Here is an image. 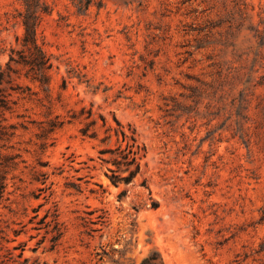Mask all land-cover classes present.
<instances>
[{"label": "rangeland", "instance_id": "1", "mask_svg": "<svg viewBox=\"0 0 264 264\" xmlns=\"http://www.w3.org/2000/svg\"><path fill=\"white\" fill-rule=\"evenodd\" d=\"M41 3L53 67L48 86L17 80L33 94L7 114L29 129L0 148V172L1 155L21 156L0 207V264H141L154 251L164 264H264V0ZM25 10L0 0V67L21 49ZM83 107L98 140L78 122L40 139ZM100 115L147 148L128 186L105 175Z\"/></svg>", "mask_w": 264, "mask_h": 264}, {"label": "trees", "instance_id": "2", "mask_svg": "<svg viewBox=\"0 0 264 264\" xmlns=\"http://www.w3.org/2000/svg\"><path fill=\"white\" fill-rule=\"evenodd\" d=\"M25 12L19 15L22 19L24 33L21 38L17 39L21 49H12L9 61L6 67H0V148L14 149V146L8 147V144L16 137L19 130L27 131V122L10 123L7 114H15L16 108L20 101L28 99L32 96L31 88L22 86L17 82L22 76L32 82H38L42 86H48L50 83V71L53 67L51 56L45 51L38 41V28L42 22V15L49 13V8L41 3V0H23ZM17 118L23 119V115H17ZM102 120L101 129L105 136L100 139L107 148L99 149L98 153L101 161L108 166V172L105 173L112 185L119 187L121 185L128 186L133 183L136 177L141 173L142 160L147 154V148L139 140L136 129L128 124L124 125L116 117L114 121L116 126L108 125L106 119L100 115ZM79 123L82 127L79 129L80 136L85 139L98 140L99 128L98 120L94 118L93 109L83 107L79 112L70 111L66 121H52L49 128L42 130L40 139L46 140L48 134L53 133L56 129L62 128L65 124ZM45 145V144H44ZM109 155V158H104ZM4 164H1L0 172V207L7 200V174L10 165L17 166L15 159L20 158L16 155H1ZM79 178L78 181H81ZM102 194L106 190L99 184ZM66 189L72 190L76 194H82L83 188L80 184L69 181L65 184ZM91 193L98 194L96 190H90ZM127 194V190L120 193L119 198L122 199ZM154 206H157L154 204ZM264 221V212L262 215ZM94 224L90 220V224ZM58 234L53 237L54 247L63 233L58 229ZM96 230H90L88 235L93 237L92 233ZM107 252L96 253L99 261H102ZM4 264H7L5 261ZM141 264H164L158 252H152L149 256L142 260Z\"/></svg>", "mask_w": 264, "mask_h": 264}]
</instances>
